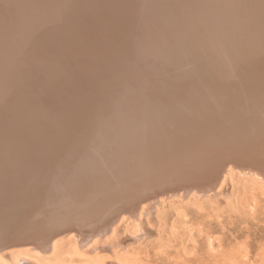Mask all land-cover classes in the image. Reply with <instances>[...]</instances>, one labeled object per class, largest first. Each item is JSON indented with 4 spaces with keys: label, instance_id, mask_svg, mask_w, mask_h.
Here are the masks:
<instances>
[{
    "label": "bare ground",
    "instance_id": "obj_1",
    "mask_svg": "<svg viewBox=\"0 0 264 264\" xmlns=\"http://www.w3.org/2000/svg\"><path fill=\"white\" fill-rule=\"evenodd\" d=\"M12 1H14V0H0V5L4 4V3H10ZM26 1L29 2L27 5H25V6L24 5L23 6L17 5L11 12L2 14L0 11V68H2L4 70L7 69V70H10V72L11 71L13 72L15 69L12 68L11 65H13V63H14V65L17 64V66H18V64L20 63V65L18 66L19 77L17 75L18 73L16 72L17 73L16 78H17V83L21 84V85H19L21 87L18 88L19 87V86L17 87L18 84L17 85L15 84V88L14 87L11 88V86H13L14 84L9 87L4 82L0 83V120H3V118L5 120V117H8V116L9 117L14 116V117H10V118H12V121L8 120V118L6 119L8 122L11 121V123L14 120L18 121L20 119V117L23 118L22 117L23 115L25 117L31 116V115L26 116V114L28 113L27 110L29 109V107H26V106L33 104V102H34L33 101L34 100L33 94L35 91H32L33 94L31 93L30 95H28V94H25L24 90L27 86V85H25V83L27 82L26 79L29 78V76H31V73H32L31 68H33V66H34L33 64H32L33 66L30 65V62L31 61L35 62L36 59L35 60L29 59L28 54L30 52H32V53L37 52V54H39L38 52H40L41 55L45 54L44 48L47 45L44 44V40L42 42V39L44 38V34H45L44 32H46V34L48 35L47 32H51V29H53L52 33H54L53 35H54L55 40L53 38L54 41L52 40L48 44L49 47L51 48V50L49 51L50 54L46 53V55H48V56L45 57V59L49 58L46 60L50 61V60L54 59V57L57 56L56 53H58L57 52L58 48L55 47L56 46L55 41L57 42L58 40H60V41L64 42L65 45L69 41H72V36L74 35L75 27H77L78 25L79 26L81 25V24H79L80 20L78 19V18H80V15H84V17H85V15H88V17H90V15H92V17H93L94 13L98 9L97 6L95 5V1H92V0H65V1L64 0H25V2ZM87 1H90V2H87ZM127 1L128 0H122L121 3L125 4V3H127ZM143 1L146 2V0H143ZM176 1H178V0H175V2ZM199 1L200 2L202 1L203 3H205L204 6H202L203 3L201 2L202 4L201 3L198 4V6L201 5V7L197 6V8H196V7H194L193 1H192V5L190 3H187V2H186V5L182 4L185 2V0L182 3L180 1L177 3L174 2L175 4L174 3L172 4L173 1L170 2L171 4L169 2L167 3L166 0H149V2L147 1L146 4L148 6V9H150V11L154 14L158 13V15L160 12H163V11L166 12L167 9L169 11L170 9H173L174 7H177V6L180 7V6L184 5L183 7L185 8V13L182 12L184 8L181 10L180 15H176V9L175 10L173 9V14H175V15H171L172 10L170 12H168V14L169 13H171V14H169V16H170L168 19L169 22H168V20H166L169 23V25H168L167 31H165V33H168L170 35L172 30L175 31L177 34H178V32L182 31L185 34V36H183L181 33H180L181 35L178 34L177 36H183L184 39H185V37H189V38H187V42H189V43H188L187 47L186 46L184 47V45H183L184 48L182 47L179 50L180 51V55H179L180 58L176 59L175 60L176 62L174 64H171L172 63V57H171L172 54H171L169 56L171 59L168 58V60H170L171 63L169 62V65L168 64L164 65L163 64L164 60H162L163 59L162 56H164V55L161 54L164 52L163 51L164 49L163 50L161 49L162 51L157 50V52H160L159 54H161V55L159 57L162 59L160 60L159 58H156V56L153 55L156 60L157 59H159V60L157 63L155 61V63H154L155 65L151 63V65H152L151 72L149 71V68H148V70L145 69V66L148 65L149 62L146 63V61L143 58H142L143 60H141V61H139L140 60L139 58H138L139 60L136 59L139 62V67H140V65L142 66V69H140V70H142V73H145V78L147 77L149 72L152 73L151 76L149 73V76L151 78L145 83L146 86L144 87V89L146 91H144V89H143V91L146 93L143 96H138V97L136 96V98H135V97H130L129 92L127 93L130 85L132 84V81L130 83L128 82L127 77H125L126 73H123L125 71L122 70V68L124 69V67L128 63V61H127L128 58L126 59L124 57L125 55L123 56V54H122V52H124V47H120V46L117 47L116 46V47H111L112 49H109L110 47L106 46L105 48H103L104 50L100 52L101 54L99 56L100 58L98 57V60L95 58L96 56H92V53H91V56L93 57V58H91V60L93 62L98 61V65H97L98 67L96 69H98L99 72L103 71L104 73H107L106 75L110 74L111 76H114V75L120 76L121 72L120 73H116V72L119 70V68L123 71L121 76L123 75L124 77H122V78H125L127 80V82H124L125 84L119 85V87H117L115 85L116 87H114L115 89H113V91H112L115 94L114 97H116V100H117V107L120 104H122V105L127 104V106H129V108L141 106V107L145 108V113L147 114L146 115L147 118H145L146 123H147V126L144 127V129L146 128L145 131L138 133V135L136 133V135L139 139L135 140L134 142L133 141L129 142V143L127 142V144L123 148L124 153L122 152L123 154L118 159H112L111 160L108 158L109 160H111L109 162L110 165H108V167H107L109 169V171H108L109 173L106 174V172H105L106 169H104L105 166L102 165L104 167L103 168L100 165V163H101L100 162L101 161L100 155L101 154L98 155L100 157H94L93 160L91 159V157H92L91 152L94 150L96 151L99 148L98 145L95 144L96 146H92L88 150H86V149L70 150L68 148V146H69L68 144L70 143L71 140L77 139L81 135L82 136L85 135V133H87V131L82 133L81 132L82 130H81V131H79V134H77L78 133V131H77V133L74 132V134H70L66 137L63 136V134L65 132H67L66 130H69V128L71 127V124L80 125L77 122L81 123V120L84 121V118L85 119L88 118L87 117L88 114H86V113L84 114V112H85L86 108L89 109L90 105H92V104L95 105V103H93V101H92L93 98L88 97L89 99H92L89 102H80V103L78 101L76 102V98L78 95L75 91H73L72 88H70V89H72L74 94L76 93L75 97H74L73 96L74 94L72 95L70 92L68 93V91L70 89L67 90V93L71 94L73 96V99H72L71 95H69V97L71 98V101H70L71 103H68V104H71L72 108L71 107L69 108L71 110H66V109L64 110L62 108L60 109L57 105V108H59V110L54 111L55 113L51 112L47 115V118H46L47 122L45 123V126H43V122H40V124L42 123V125L39 124V126L36 125V127L33 126L30 129L29 127H31L32 125H30L29 123H26L27 121L25 120L28 117L23 118L25 120V123H23L24 121H22V123L17 122L19 125L22 124L21 126H23V128L21 126H19V127H21L26 133L23 136L22 135L18 136V134L20 133L18 131L19 133L16 135V138H17V136L19 138L21 136V138H20V140H18V139L15 140V142L18 140L15 143V145L18 146V145L27 144L31 140H35V142L33 143V145L36 144L35 147L28 145L26 148L32 149L33 153L34 152L37 153L38 148L51 150L52 153H50L48 155L45 153V156H48V157H46L45 159L43 158L41 160H39L38 158H35V157L34 158L32 157L33 159L23 160L21 158L22 157L21 155H18L16 157L15 156L12 157L13 156L12 155L8 159L7 156H9V154L7 155V153L3 149H1L2 151L5 152L7 161L2 156L4 154L1 155V152H0V165L2 164V166L0 167V171H2V172H0V223L2 221H6L5 224L1 223V227H0V264H17L18 263L17 261H20V260L16 261L17 256H23L24 257L23 261L24 262L29 261L28 264L40 263L42 260H38V258H41L44 260V259H47V257H48V259H56L57 263H55V264H62L63 261H61L59 258H61L60 255L63 252H65L61 249L62 244L64 243L65 240L68 241L71 248L76 250L74 253H76L77 251L81 252V251H83L84 248L88 249L89 247H91L93 245L98 246L100 243H104V242L105 243H112L111 240L114 239L115 232L117 229L116 224L119 225L120 223L126 221L125 223H127V225H129V226H138L139 227V221L141 220V218L145 214L144 210L146 209V208L144 209V207H141L142 210H141V212L140 211L138 212L139 214L137 216L136 214H137V211L140 210V207H139L140 204L142 202L148 201L150 199L155 200L158 198V195H160L164 192L166 193V192L172 191L175 189V187H184V185L182 183H179V182H178L179 184H174V182L176 181L175 179L178 178L179 180H181L184 176L187 177L188 176L187 174H189L192 171H193L192 174L196 173V172H194V170L196 171V168L198 167V164H196L197 162L199 163L200 166H202L201 168H203V169H206V166H209V165H210L209 168H212L211 167L212 165L215 166L214 173L217 172L218 175H219V173H221L224 170L226 165L227 166L229 164H235L236 166L239 165V166H241L240 174H243L242 172H245L244 170L254 171L253 174H248V172H247L248 176H250V179L252 177L253 178L252 180L254 182H256V184H259L260 187H264V163H262V162L260 163L261 160L259 162L256 160H253L255 158H253V156L251 155V156H249V159L246 158L247 160H249V162H248L249 166H247V165L245 166L244 164H242V163H244L243 162L244 158L241 157V155L243 154L241 151L243 149V146H244L243 142L245 141V144H246V141H247V144H248L247 138L249 137V135H251L253 138V137H255L254 133H256V134H259L261 132L264 133V97L262 98L263 100H261V97L263 95L260 94V92H262L264 94V79H263V76H264V66H263L264 65V5H262V3L258 4L259 2H256L258 4V6H257V4L253 3L252 0H222V1L211 0V1H208L209 3L204 2V0H199ZM257 1H260V0H257ZM25 2L23 4H25ZM54 2H57L58 8L61 5L63 8V10L61 9L62 10L61 13H63V15H59L58 16L59 19L57 18V20H59L58 24H57L58 21L56 20L57 15H56V17H55V15H52L53 11L55 12ZM91 2H93V3H91ZM188 2H190V1H188ZM262 2L264 3V1H262ZM197 3L198 2H196L195 4L197 5ZM237 6L238 7L242 6L243 8L242 7H240V8H242L243 10L245 9L248 12L247 14H251L253 12L255 13V12H257V10L259 11L260 9L262 11V12H260V14L261 13L262 14L259 18H257L256 22H255V20L252 21L253 18H250V19H252L251 20L252 22H250L251 24L245 25V29H244V27H241L242 26L241 23H243V21H245V20L241 21V23L239 22L241 24V26H239V23L237 26L236 22H233L237 18H238L237 20H239V17L241 16V15H239V13L241 14L243 12L242 9H240L241 12L237 11ZM10 7H12V6H10ZM129 7H130V5L128 6V8ZM179 7H177V9H179ZM57 10H59V9H57ZM118 11H120V10H118ZM213 12H216V14L220 17L223 16L222 20L220 21L218 19V16L215 15ZM58 13H59V11H58ZM178 13H179V11L177 12V14ZM204 13H208V17L210 19H209V21H206V23L209 26L211 25V27H213L212 30H214V32L210 31L209 26L207 25L208 27L206 26L205 29L199 30L200 33L188 35V33L191 32V30H193L192 28L195 27V26L194 27L192 26V24H193L192 22H200L201 18H202V16H200V15H204ZM242 14H244V13H242ZM7 15H16V17L11 16L9 18V17H6ZM37 15H42V16L48 15V16H43V18H42V16L41 17L39 16L38 21L33 24L32 19H33V17H36ZM165 15L163 17H165ZM244 16L245 17L248 16V18H247V20H248L249 16H251V15H245L244 14ZM84 19H86V18H84ZM192 19H193V21H191ZM199 19H200V21H199ZM203 19H205V17ZM11 20L15 21V23H17V24L23 23L26 26H30V28H29L30 32L29 33H31V34H27V31L22 32V31H18V29L11 28L10 25L13 23ZM29 20H31V22ZM76 20H78V21H76ZM90 20L91 19H88V20H85L83 22L88 23V21H90ZM161 20L163 22H166L164 18H162ZM149 21H152V20H149ZM182 21L183 22L185 21V23H183ZM189 21H190L191 25H188L187 22H189ZM153 22L155 23L156 21H153ZM159 22L161 23V21H159ZM159 22H157V23H159ZM163 22L161 24H158L159 27L161 25L162 30H163V26H164ZM202 22L204 23V21H202ZM202 22H200V25ZM232 22L234 24H236V26L234 24H232ZM203 23H202V25L205 24V23L204 24ZM246 23H249V22L246 21ZM200 25H198V26H200ZM153 26H152V28H154L156 25L154 27ZM158 26H157V28H159ZM201 28H202V26H201ZM168 29L171 30V32L169 30L170 33L168 32ZM6 30H7V32H6ZM9 30H10V32H9ZM157 30H156V33L154 32L155 35L151 38L155 39V38L159 37V36H157V35H159V32H157ZM195 30H197L196 32H198V28ZM76 32H77V28H76ZM161 32H160V34H161ZM175 32H173L172 34L174 35ZM243 32L245 33V35L240 37L239 35H242ZM154 33H151V34H154ZM128 35H130V34H128ZM162 35H160V36H162ZM164 35H163V37H164ZM173 35L171 36L172 38L168 36L170 38V40L173 39ZM175 36H176V34H175ZM32 37L34 39L31 40V43L33 42L34 45L31 48H29L31 45L28 47V45H26V42L30 41V39H32ZM75 37L77 38V36H75ZM109 37L116 38L114 35H106V31L102 30L101 33L98 34L97 39L101 40L102 42H105L108 40ZM17 38L24 41V43L26 45V46L23 45L24 51L21 54H16V52H14L17 49L16 47H14L15 43L17 42V44H20V42H22V41L18 40ZM15 39H17L18 41L14 42ZM147 39H146V41H147ZM154 39H152L154 42L152 40H150V42L152 41L154 43V46L157 47ZM184 39H182V40H184ZM138 40H137V42H138ZM179 40H178V42H179ZM76 41L77 40H75V42ZM162 41H163V39H162ZM98 42H100V41H98ZM143 42H144V40H143ZM145 42L143 44H146ZM174 42H177L176 39ZM219 42L221 45L220 47L218 45ZM70 43H73V42H70ZM151 43H149V44H151ZM166 43L168 44L169 41L168 42L164 41V44H166ZM171 43H173V41ZM57 44H59V43H57ZM80 44H81V42H80ZM178 44H180V43H178ZM21 45H22V43H21ZM21 45H19V46H21ZM168 45H171V44L169 43ZM19 46H17V47L19 48ZM23 46H22V48H23ZM79 46L80 45H78V44L76 46L71 44V46L69 47L70 49H68L67 51L63 49L65 51V56L66 57L69 56V57L73 58L75 55L81 56L82 54H84V52L81 49V46L80 47ZM146 46H148V45H146ZM158 46H162V48H163L164 45L160 44ZM171 46H173V45H171ZM216 46L219 47L218 50L215 49V48H217ZM142 47H144V46H142ZM151 47H150V53H149L150 55L148 53H146L148 50L145 49V47H144V50H147V51L144 52L143 54L145 55V53H146V55L148 54L150 57V56H152L151 55L152 50L155 51L154 52V54H155L156 49L154 48L155 49L154 50ZM167 47H170V46H167ZM175 47H177V46H175ZM175 47H173V48H175ZM178 47H180V46H178ZM14 48H16V49L14 50ZM25 48H26V50H29L28 53L25 51ZM17 50L20 51L19 49H17ZM63 50H60V51H63ZM114 50L115 51L117 50L116 52L119 54V55L115 54L116 55L115 58H117V59L119 58V59L113 60L114 56H111L112 61H110V62L107 61L106 56L111 55L112 52H114ZM142 50H143V48L141 49V51ZM175 50H177V49H175ZM215 50H217V51L215 52ZM60 51H59V53H61ZM86 52H87V50H86ZM116 52H114V53H116ZM140 52H138V53H140ZM94 54H95V52H94ZM15 55H16V57H15ZM166 55H167V53H166ZM29 56H30V54H29ZM117 56H119V57H117ZM62 57H63V54H62ZM62 57H61V60H62ZM149 57L147 56L146 58H149ZM74 58H76V57H74ZM74 58H73V60H74V63L76 64L77 60L75 61ZM213 58L214 59L217 58L218 61H216V63L217 62L218 63L217 64L214 63V65H210V62L212 63L211 60ZM77 59H78V57H77ZM80 59H82V58H79L78 60H80ZM132 59L135 60V57L134 58L132 57ZM37 60L39 61L38 63L40 65L43 63L41 58H40L41 61L39 59H37ZM63 60H66V59H63ZM73 60L71 59V61H73ZM151 60H153V59H151ZM48 61H47V63L49 64V66L52 65ZM52 62H55V61L53 60ZM60 62L64 63L62 61H60ZM82 62L81 63L78 62V63L81 65ZM96 62H95V64H96ZM130 62H131V60H130ZM56 63H57V61H56ZM67 63H68V60H67ZM67 63H66V65H68ZM72 63L73 62H71V66H72ZM86 63H87V60H86ZM86 63H84V64H86ZM132 63H134V62H132ZM132 63L130 66H132ZM34 64H37V63L35 62ZM46 64H45V66H46ZM77 64H76V66H77ZM117 64H119L118 68H117ZM135 64H137V63H135ZM38 65H35V66L37 67ZM63 65L64 64H62L61 68H64ZM4 66H5V68H4ZM49 66H46L45 67L46 69L43 68L44 72H43V75L41 77L43 79L40 80V81H42V83L46 82L45 77H47V75H49L50 72L52 71V70L49 71L48 68L52 67V66H50V67ZM81 66L85 67V65H83V64ZM162 66L163 67L166 66L165 68H167V66L170 67V68H168V69H170L169 71H171L172 69L175 70L176 68L178 69V67H180V66H182V68L178 72H176V70L175 71L172 70L171 71L172 74L167 76L165 79H162V77L160 76L161 74L158 72ZM41 67H44V66H41ZM69 67L66 66V68H68V69H69ZM254 67H257V70H258V67H261L262 69L260 71L259 70L257 71V70H255ZM53 68L55 69L56 65H54ZM61 68H59V69L61 70ZM71 68H72L71 71H73V73H74V70H75V69H73L74 67H71ZM81 68L83 69V67H81ZM85 68L87 69L90 67L86 66ZM11 69H14V70H11ZM39 69L41 70L42 68L39 67ZM39 69H36V70L39 71ZM57 69H58V67H57ZM134 69H137V68H134ZM58 70H57V72H59ZM129 70L130 69H128V71ZM131 70H133V69L131 68ZM162 70L164 72V68ZM243 70H245V71H243ZM0 71L2 72V70H0ZM79 71L76 70V73ZM81 71L79 72L80 75L83 72V71L82 72ZM8 72H7V74H2V75L0 74V82H1V80L5 81L6 78L4 80H3V78H1L2 76L4 77V75H8L10 77L12 76L11 79L15 77L14 75H12L14 72L12 74L11 73L8 74ZM146 72H147V74H146ZM157 72L159 74L158 77H156ZM163 72H162V75H163ZM238 72H241L244 74H242L241 76H239V75L237 76ZM54 73H55V71H54ZM66 73H67V71H66ZM131 73H132V71H131ZM153 73H155V75H156L155 77H153ZM33 74H37V72L36 73L34 72ZM56 74L57 73H55V75ZM129 74L130 73L128 72L127 75H129ZM132 74H134V73H132ZM37 75L40 76L41 74L40 75L37 74ZM61 75H63V74H61ZM139 75H140V73H139ZM253 75H256V76L258 75L259 76L258 78H260V79L262 78L261 83L252 82L251 77ZM34 76L32 75L31 77H34ZM38 76H35V78H37ZM68 76H70V75L68 74ZM77 76H79V75L74 74V76H72V79H75L74 80L75 82H76L75 77H77ZM141 76H143V75H141ZM141 76H139V77H141ZM231 76H236V83L234 82L232 85L230 82ZM61 77H63V76H61ZM65 77H67V76H65ZM65 77H64V79H65ZM133 77L136 79H139V78L135 77V75ZM55 78H57V75ZM55 78L54 79L52 78L54 80L53 82H56ZM82 78H84V82H82V84H83V83H85L86 78L82 76L81 78L79 77V80H81ZM132 78L130 80H132ZM141 78H140V80H142ZM145 78H144V81L146 79H148V77L146 79ZM31 79L33 80V78H31ZM38 79H40V78H37V81H38ZM67 79H68V77L66 78V80ZM106 79H108V77H106ZM120 79H121V77H120ZM7 80H9V77ZM79 80H78V83L80 82ZM140 80H138V82ZM12 81L16 82V79H14ZM31 81L29 80V82H31ZM92 81H95V80L92 79ZM99 81H101V80H99ZM99 81L97 80V84L100 83ZM133 81H135V80H133ZM173 81H177L179 83H182L183 85H180V86L177 85L174 89H171V92H170L169 91L170 89L168 90V88H166V87L170 83H173ZM195 81L199 82V84ZM14 82H12V83H14ZM140 82H143V81H140ZM42 83H39L38 85L41 86ZM48 83H49V79H48ZM62 83H64V82H62ZM78 83H77V86H78ZM105 83H107V82H105ZM134 83L135 82H133V84ZM200 83H202V85H200ZM51 84H54V83H52V81H51ZM66 84H64V85H66ZM70 84H71V87H73L72 86L73 82ZM82 84H81V82L79 83L78 89H80V85H82ZM90 84H91V86H95L92 83L87 84V86ZM38 85L36 83L35 86H38ZM44 85L45 84L43 83L42 86H44ZM74 85L76 86V84H74ZM83 85L85 86L86 83ZM40 86H38L39 89H40ZM42 86H41V88H42ZM174 86H172V87H174ZM199 86H201V88L204 89L203 92ZM55 87L56 86L53 87L54 92H55ZM60 87L62 88V86H60ZM110 87H109V89H110ZM157 87H160L159 92H157L158 90L156 91V89H158ZM169 87L171 88V86H169ZM198 87L202 92V93H199V96H198L200 99L196 96L195 98H197V99H194L195 101H192V103H191V100H193L192 98H194V97L191 98V95L194 96V94H195L194 92L197 90ZM50 88H51V86H50ZM92 88H94V87H90V86L87 87V93L89 92V90H90V93H92L93 92ZM147 88H150V89H147ZM33 89H36V87ZM39 89L37 88L36 90H39ZM44 89H45V87H44ZM78 89L76 91H79V93H81L80 96L82 97V91L84 88L80 89L81 92ZM94 89L97 90V88H94ZM41 90L42 89H40V91H37L36 93H38V94H39V92L43 93L42 92L43 90L42 91ZM46 91H47L46 93H49L50 91H51V93L53 92L52 89L51 90L48 89ZM84 91H86V89H84ZM154 91H156L157 93L156 92L154 93ZM167 91H169V93H172L171 95H173V97L171 95H169V93H168V96H171L172 98L169 100H165L166 101L165 104H167V106L168 105L169 106L165 109V111H163L161 108L162 105H160V104L164 103L163 99H164V96H167ZM105 92L106 91H104V93ZM133 92L135 94V91H133ZM138 92H141V91H138ZM58 93L59 92L57 91V88H56V94H58ZM45 94H43V96H42L44 100H42L41 99L42 97H41L40 98L41 103H38V104H42V101L46 102L45 98L47 96L51 97L49 99H52L53 96L55 95L54 94L52 96V94L51 95L47 94L45 97L44 96ZM84 94L86 95V93H84ZM58 95L56 96V98H58L59 100H60L61 96L62 97L64 96V98H66L65 95H62V93L59 96L60 98L58 97ZM140 95H141V93H140ZM207 96H209V97H207ZM81 97L78 96V98H80V100L82 99ZM70 98H69V100H70ZM78 98H77V100H79ZM168 98H170V97H168ZM207 98L211 99L212 102L213 101L217 102V105L219 104L218 108L215 107V108L219 109V111H217L219 113H216V114H220L221 112H223L222 106L228 107L229 111L228 112L226 111L225 113H228L229 119H233V121L235 120V118L239 119L240 118L239 116L242 117L243 113L244 112L246 113V111H245V109H247L246 106L255 105L254 103H257L259 101L258 99H260V101H261L260 108H262L263 110H261V109L259 110V112H261L260 115L258 114L260 117H258V115H256L257 113L255 114V113H252L253 111H250V113H252L253 115L255 114L257 116V118L255 117L253 119H255V120L257 119L258 122L257 121H256L257 123L252 122L251 127L249 128L250 125L248 126L249 130L247 129L249 131L248 132L249 134L248 133L246 134L247 130H245L242 127L240 128L239 126L236 127L237 126L236 124H239L241 118L239 120H235V122L236 121L237 122L239 121V122L235 123L236 126H234V125H232L234 122L232 120H229L227 117H225L226 114L224 113L225 114L224 117L227 119H225L224 117H223V119H221L222 118L221 117L220 120H222V121H220L219 118H217L219 121L216 122L217 119H215V116H214L216 114L214 113L213 115H211L210 114L211 112L208 109V107L206 105H203V104H205V101H208ZM58 99H53V101L54 100L57 101ZM83 99L87 100V98H85V97ZM95 99H94V102H96L99 98L97 97V100H95ZM30 100H31V103L29 102ZM106 100L109 101V99H106ZM112 100L113 99H111L110 101H112ZM63 101H65V99L64 100L61 99V102H63ZM255 101H257V102H255ZM59 102H58V104L61 103V102L60 103ZM67 102H65V104H67ZM63 103H61V104H63ZM52 104H54V102ZM165 104H164V107H166ZM42 105H44V104H42ZM47 105L48 104L46 103V106ZM49 106H51V105H49ZM53 106H55V105H53ZM68 106H70V105H68ZM34 107L32 105V109H35ZM92 107L95 108V106H93V105H92ZM211 107L212 106H210V108ZM22 108H24L25 111H24V109L22 110ZM49 108H51V107H48L46 109H49ZM63 108H64V106H63ZM99 108H100V106H99ZM168 108H171V109H168ZM211 109H213V108H211ZM256 109H257V107H256ZM38 110H41V109H38ZM55 110H56V108H55ZM119 110H120V108H118V111ZM225 110H227V109H225ZM10 111L12 112V114H10ZM20 111H22V116L20 115L21 114ZM79 111H80V113H79ZM118 111H116V112H118ZM213 111H214V109H213ZM215 111H216V109H215ZM257 111H258V109H257ZM23 112L24 113L26 112V113L24 114ZM31 112H32V110H31ZM100 112H101V110L99 112H96V114H95V116H96L95 121L96 122H94V124H93V131L99 132L100 129L108 127V125L110 124L108 122V120H105V121L101 120L103 117L100 114ZM248 112H249V110H248ZM32 113H35V112H32ZM114 114H115V112H114ZM81 115L82 116L86 115V116L82 118ZM208 115H211V116H209L208 120H207V118H206V120H201V119L199 120L198 119L200 116H204V117L207 116L208 117ZM245 115H243V116L246 117ZM34 116L35 115H32V117L35 119L36 116L35 117ZM41 116H42V114H41ZM111 116H113V114ZM152 116H154V118L160 117L159 120H160L161 125H158L156 123L157 120L155 121V119ZM45 117H46V115L44 116V118ZM91 117H92V115H91ZM126 118H128V119L130 118L131 120L135 118L133 122L135 123V121H136L135 114H129V115H127ZM126 118L123 120L118 119L119 121L115 119L117 123L119 122L118 125H119L120 129L122 130L121 131L122 134H124V135H126V133L129 134V132L133 133L131 131L133 129H135L132 125L134 123L131 120L128 121V119H126ZM137 118H140V117H138V115H137ZM186 118L189 120L186 121ZM109 119H111V118H109ZM112 119H113V117H112ZM6 120H5V122H6ZM29 120H30V118H29ZM115 120H114V122H115ZM245 120H243L240 123L242 124ZM99 121H100V123H99ZM183 121H185V122H183ZM0 122H3V121H0ZM129 122H130L131 126H129ZM11 123H8L10 126L8 129H6L8 127V124L4 125V123L3 124L0 123V143L3 141V139L5 140L6 137L9 138L12 135H14L15 133L13 132V130L17 131L16 128H18V127H14L15 129H13V130L10 129L11 125L13 124V123L12 124ZM15 123L16 122L14 121L13 126L16 125ZM84 124H85V121H84ZM182 124H184V125L186 124L187 127H185L184 125L181 127ZM5 126H6V128H5ZM158 126H161V127L157 131L156 129L159 128ZM241 126H244V123ZM112 127H113V125H112ZM235 127L239 128V131H237L238 129L235 131V129H236ZM245 127L247 128V124L245 125ZM230 128L234 129L231 132H236V134H232V135L230 134L229 135L228 132H230V130H229ZM27 130H32V131L29 132ZM251 130H253V132ZM250 131L252 132V134H254V136L252 134H250ZM22 132L23 131L21 130V134H22ZM27 132H28V134H27ZM101 133H104V132L102 131ZM124 135H123V138H125ZM262 135H264V134H262ZM4 136H6V137H4ZM103 136H104V134H103ZM228 136H230L228 139L237 138V136H239V139L241 138V140H242V144H243V145L241 144L242 148L239 146V144H234V141L236 142V140H234V139H233V141H231V139H230L231 142L225 144L224 140ZM259 136H261V135H259ZM259 136L257 137V139L259 138ZM40 137L43 140L37 141V140H39ZM140 137H143L144 141L147 140V143L143 142L144 145L141 147H143V148L148 147L147 152H148V154L153 152V153H151L153 159H150L151 157H149V160H151L149 162L148 158H146L148 160L147 162H144L141 165L139 163L137 165V164H135L136 162L132 163V161H131V159L133 157V156L131 157V155L134 154V152H133L134 150L132 151L131 148H133L136 145V142L140 140ZM148 137H149V141L147 139ZM80 138H82V137H80ZM80 138H78V139H80ZM134 138H136V137H134ZM261 138H263V137H261ZM14 139L15 138H13L12 142H10V143L13 144ZM7 140H9V139H7ZM7 140H5L6 142H4V143H7L8 142ZM255 141H256V137H255ZM121 142H125V141L122 140ZM4 143H1L0 145L3 147ZM252 143H254V141H252ZM258 147L259 146H257V148ZM133 149H135V148H133ZM254 150H256V149H254ZM65 151L68 153H66ZM115 152H113V155ZM157 152L160 154L161 157L158 156V158H157V156H155V157L153 156V155H156ZM103 153H105V151ZM189 153L192 156L190 155L189 159H187ZM255 154H256V152H255ZM54 155H58L59 158L55 157ZM193 155H196L198 158L193 157ZM37 156H38V153H37ZM53 156H54L53 160L46 162V160H49L50 157H53ZM116 156H118V154ZM55 158H57V159H55ZM194 158L199 159V161L197 160V162H194L193 161ZM44 160L46 163H44ZM135 160H138V158L137 159L135 158ZM208 160H211L212 163L210 164L211 161L209 162ZM174 161L176 163V164L174 163L175 166H173ZM184 161H185V163H184ZM191 161H192V163L194 162V164H196L197 167H195V165L192 166ZM262 161H264V158L262 159ZM49 162L54 163V164H51L52 166H50V165H48ZM98 162H99V164H98ZM102 162H103V160H102ZM142 162H143V160H142ZM3 163L5 165H3ZM162 166H164L165 170L164 171L161 170L162 171L161 172L160 169ZM165 166H168V167H165ZM233 167H234V165H233ZM164 168L162 167V169H164ZM166 168H167V170H166ZM237 168H239V167H237ZM62 169H65L68 172L67 175L73 171H74V173H72L71 175H68L69 177H67V175L63 176L64 179L62 181L58 178L61 181V182L59 181L60 183H58L56 180L57 179L56 177H58L59 170H62ZM69 169H71V170H69ZM158 169L160 172L157 171ZM21 171L28 172L27 175L29 176V180H23V177L21 175ZM66 171H65V173H66ZM197 171H200V168ZM151 172H152V175H150V177L147 178L146 175H149V173H151ZM112 173H114V174H112ZM198 173H199V175H202L201 172H197V174ZM205 173H206V170H205ZM240 174H238V175H240ZM116 175H117V177L122 176L121 180L123 181V183L124 182L127 183V181H130L131 178L135 179L136 181L133 184L127 183L128 185H124L125 187L122 188L121 190L119 189L120 191L116 190V189H112V185H113V182H112V184L108 186V188L111 190L110 192H106L103 194L98 193L101 191V190H99L101 188L99 186L102 183H104L105 181H107L108 177H110V176L116 177ZM158 176L160 177L159 179L155 178ZM195 176L197 177L198 175H195ZM2 177H3V179H1ZM63 177H60V178H63ZM167 177L168 178L171 177L170 180L173 178V180H175V181L174 182L172 180L169 181ZM166 178L168 181L164 180ZM198 178H199V176H198ZM188 180L190 182L189 178H188ZM198 180H197V184H199ZM199 182H201V181H199ZM203 184H204V182H203ZM209 184H211V183H209ZM209 184H207V185H209ZM125 188H126V190H125ZM197 188H199L198 192H200V193L199 194L197 192H195V193H197L199 196L211 197L212 195L213 196L216 195L215 193H210V192L205 193V192H208L209 190H211L210 185L203 187V188L198 186ZM186 190H185V194H186ZM259 190H261V189H259ZM219 191H220V188L217 190V193H219ZM263 192H264V190H263ZM5 194H6V196L9 195L10 198L4 203L3 200L5 199ZM137 195H138V197L136 199H133ZM209 199H211V198H209ZM2 201L4 204L2 203ZM161 201H164V199L162 198L159 201L160 203H164ZM155 203H156V201H155ZM136 207H138V208L136 209ZM110 209L112 210V213H110L112 215L110 220H108L107 218L103 219V216H102L103 213L102 212L105 213L106 211H108ZM143 212H144V214H143ZM121 213H126L127 215L129 214V216H132V217L120 218ZM88 221L89 222L90 221L98 222V225L95 224L96 226H94L92 224L93 226L91 228L89 227L87 229L84 224L86 222L89 223ZM42 227H44L45 230H42L43 229ZM91 231L94 232V233H92L94 236L93 235H91V236L95 237L97 235H101L102 239L96 237V238H94L92 240L90 239V241H88L89 240L88 236L91 234ZM65 232H70L69 234L74 232V234L77 235V237H75L73 235L72 236L71 235L70 236L69 235L64 236L66 234ZM85 233H87L88 236H86ZM59 236H61V237H59ZM66 237H68V238H66ZM78 237L80 238L79 240H74L75 238L78 239ZM25 244L27 246H34V247L36 246L38 250H40V249L42 250V253H40V252L39 253H32V254H34V257L30 261L31 258L29 256H31V255H28L29 250H27V249L21 250L23 248H20V247H23V245H25ZM100 245H104V244H100ZM15 247H19V248L14 249V250H10L8 252H3V251H7L9 249L15 248ZM109 247H110V245H109ZM113 247H114V245H113ZM91 249H92V247H91ZM1 252H3V253H1ZM41 254H44V255H41ZM6 255H9L11 257V259L7 260ZM14 255H16V256H14ZM35 256H36V258H35ZM15 261H16V263H15Z\"/></svg>",
    "mask_w": 264,
    "mask_h": 264
},
{
    "label": "rangeland",
    "instance_id": "obj_2",
    "mask_svg": "<svg viewBox=\"0 0 264 264\" xmlns=\"http://www.w3.org/2000/svg\"><path fill=\"white\" fill-rule=\"evenodd\" d=\"M65 1V0H64ZM92 1H95V5L97 6V10H96V12L94 13V15H93V17H92V15H90V17H88V15H85V17H84V15H80V18H78L80 21H79V24H81L79 27L77 26V27H75V29H74V35L72 36V41H69L66 45L64 44V42H62V41H60V40H58L57 42L55 41V47H57L58 48V53H56V57H54V59H52V60H50L51 62L54 60L55 62H50V61H48V60H46V59H49V58H46L45 59V57H47L48 55H46V53L47 54H50V50H51V48L49 47V42L50 41H52L53 40V38H54V33H52L53 32V29H51V32H47L48 33V35L46 34V32H44L45 34H44V38L42 39V42H43V40H44V44H46L47 46L44 48L45 49V54H43V55H41V53L40 52H38L39 54H37V52H35V53H32V52H30L29 54H30V56H29V54H28V57H29V59H31V60H37V59H39L40 60V58H41V60L43 61V65L41 64H39L38 62V60L36 61L35 60V62L37 63V64H34L35 62L34 61H31L30 62V65H38L40 68H42L41 70L39 69V67L37 66H33V68H31V71H32V73H31V76L33 75H35V76H38L37 74H41L40 76H38L37 78H40V79H38V81H37V78H35V76L34 77H31V76H29V78H27L26 80H27V84L25 83V85H27L26 86V88H25V94H28V95H30L31 93L33 94V92L32 91H35L34 92V102H33V107L35 108V109H32V105H29V106H26V107H29V109L27 110V112L29 113H27L26 114V116L27 115H31V116H27V117H25L24 115L22 116V111H20V115L23 117V118H27V119H25L27 122L26 123H29L30 125H32L31 127H29L30 129L34 126V127H36V125L37 126H39V124H40V122H43V126H45V123L47 122L46 121V118H47V115L49 114V113H51V112H53V113H55L54 111H57V110H59V108L61 109H66V110H71V109H69L70 107L72 108V106H71V104H68V103H71L70 101H71V98L73 99V96L75 97V94L77 93V95L79 96V97H81L80 96V94L81 93H79V91H76L78 88H79V83L81 82V84H82V82H84V78H82L81 80H79V77L81 78L82 76L83 77H85L86 78V81H85V83H86V85L84 86L83 84H85V83H83L82 85H80V89L81 88H84V89H86V91H84V89H83V91H82V99L80 100V98H78V96H77V98L79 99V100H77V98H76V102L78 101L79 103L80 102H89V101H91L92 99H89L90 97L91 98H93V103H95V105L94 104H92L93 106H95V108L94 107H92V105H90L89 106V109L88 108H86L85 109V112H84V114L86 113V114H88L87 115V119H85L84 118V121H85V124H84V121H82L81 120V123L80 122H77L78 124H80V125H75V124H71V127L69 128V130H66L67 132H65L64 134H63V136H68V135H70V134H74V132H76L77 133V131H78V133L77 134H79V131H81L82 133H84V132H86L87 131V133H85V135H81V136H79L78 138H80V137H82V138H80V139H73V140H71L70 141V143L68 144L69 146H68V148L70 149V150H74V149H86V150H88L89 148H91L92 146H96V145H98L99 146V148L95 151H92L91 152V155H92V157H91V159L93 160V158L94 157H100L101 158V163H100V165L102 166H105V168L104 169H106L105 170V172H106V174L107 173H109L108 171H109V169L107 168L108 167V165H110V161L112 160V159H118L124 152V150H123V148L125 147V145L127 144V142L129 143V142H134L135 140H137V139H139L138 137H137V135H138V133H140V132H143V131H145V129H144V127L145 126H147V123H146V120H145V118H147L146 117V113H145V108L144 107H141V106H137V107H130L129 108V106H127V104H125V105H122V104H120L118 107H117V100H116V97H114L115 96V94L112 92L113 91V89H115L114 87H119V85H122V84H125L124 82H127V80L125 79V78H122V77H124L123 75L121 76V74H122V72L123 71H125V72H123V73H126V75H125V77H127V79H128V82L130 83L131 81H132V84H133V82H135L133 85L131 84L130 85V87H129V89H128V91H127V93L129 92V96L130 97H135L136 98V96L138 97V96H143V95H145V93L146 92H144V91H146L145 89H144V87L146 86L145 85V83L151 78L150 76H151V74L152 73H150L151 72V68H152V65H151V63L152 64H154L155 63V61H156V63L158 62V60L160 59H162V60H164V62H163V64L164 65H169V62L171 63V61L170 60H168V58H170L169 56L171 55V57H172V63L171 64H174L176 61V59H179L180 58V49L183 47V45H184V47L186 46H188V43L189 42H187V38H189V37H185V39H184V37L183 36H185V34L181 31V32H178V34L179 35H183V36H177L178 34L175 32V31H173L172 30V32H171V30L170 29H168V32H169V30H170V32H171V34L173 33V32H175L174 33V35H173V39H171L170 40V38L169 37H171L172 35L170 34H168V33H165V31H167V27H168V25H169V14H171V15H175V14H173V9L175 10L176 9V15H180V12H181V10L184 8L183 6H177V7H179V9H177V7H174L173 9H170L169 11H168V9L166 10V12L165 11H163V12H160L159 13V15H158V13H152L151 11H150V9H148V6H147V1L149 2V0H146V2L145 1H143V0H128L127 1V3H121V1L122 0H92ZM167 1V3L169 2H171V1H173L172 2V4L175 2V0H166ZM184 2V0H178V1H176L175 3H177V2ZM188 1H190V2H188ZM192 1H193V3H194V7H196L197 8V6H198V4H200L201 2L199 1V0H185V2L184 3H182V4H185L186 5V2L187 3H190L191 5H192ZM208 1H211V0H204V2H206V3H209ZM220 1H222V0H220ZM262 1H264V0H260V1H257V0H252V2L253 3H256V2H259L258 4H261L262 3V5H264V3L262 2ZM13 2V3H12ZM12 2H10V3H4V4H1L0 5V11H1V13L2 14H4V13H8V12H11L17 5H27L29 2L28 1H26L25 2V0H14V1H12ZM25 2V4H23ZM87 2H90V1H87ZM196 2H198L197 3V5L195 4ZM214 2V1H213ZM91 3H93V2H91ZM174 3V4H175ZM203 3V2H202ZM201 3V4H202ZM171 4V3H170ZM204 4L205 3H203L202 4V6H204ZM257 4V3H256ZM258 4H257V6H258ZM54 10H55V12L53 11V13H52V15H55V17H56V15H57V17H56V20H57V18H58V16L59 15H63V13H61L62 12V10H63V8H62V5L61 6H59V8H58V4H57V2H54ZM126 5V6H125ZM130 5V7L128 8V6ZM196 5V6H195ZM261 5V6H262ZM10 6H12V7H10ZM206 6V5H205ZM198 7H201V5L200 6H198ZM240 7H242V6H237V11H239V12H241L240 11V9H242V8H240ZM128 8V9H127ZM239 8V9H238ZM262 8V7H261ZM57 9H59V10H57ZM62 9V10H61ZM117 9V10H116ZM118 10H120V11H118ZM129 10V11H128ZM150 12H149V11ZM172 10V12L171 13H169L168 14V12H170ZM236 10V9H235ZM58 11H59V13H58ZM118 11V12H117ZM155 11V10H154ZM179 11V13L177 14V12ZM242 13H244L245 15H251V16H249V19L247 20V18H248V16L247 17H245L244 16V14H240L239 13V15H241L240 17H239V20H234L233 22H236V24H237V26H238V23L240 22L241 23V21H243V20H245V21H243V23H241L242 24V26H241V24L239 23V26H241V27H244V29H245V25H249V24H251L250 22H252V21H254L255 20V22H256V20H257V18H259L260 16H261V14H260V12H262L261 11V9L258 11L257 10V12H253V13H251V14H247L248 12L244 9H242ZM39 12V11H38ZM175 12V11H174ZM183 13H185V8L183 9V11H182ZM162 13V14H161ZM215 15H217L216 14V12H213ZM133 14V15H132ZM154 14V15H153ZM157 14V15H156ZM165 15V17H163L164 15ZM220 14V13H219ZM163 15V16H162ZM207 15V16H206ZM221 15V14H220ZM238 15V14H237ZM243 15V16H242ZM256 15V16H255ZM11 16H14V17H16V15H7L6 17H11ZM41 17L42 15H37L36 17H33V24L34 23H36L37 21H38V17ZM43 16H48V15H43ZM43 16H42V18H43ZM98 16V17H97ZM200 16H202V18H201V21H200V19H199V21L200 22H202V21H204V23L206 24H204L203 22V24L204 25H202V23H201V25H200V22H192L193 24H192V26L195 28V29H197L198 28V32H196L197 30H195L194 28H192L193 30H191V32H189L188 33V35L190 34H198V33H200L199 32V30L201 29H205V27L208 25L207 23H206V21H209V17H208V13H204V15H200ZM218 16V15H217ZM205 17V19H203ZM222 17L223 16H218V19L221 21L222 20ZM242 17V18H241ZM244 17V18H243ZM84 18H86V19H84ZM155 18V19H154ZM162 18H164L165 19V21L166 20H168V22L166 21V22H163L161 19ZM250 18H253V20L252 19H250ZM59 19V18H58ZM88 19H91L90 21H88V23L87 22H83V21H85V20H88ZM172 19V18H171ZM241 19V20H240ZM146 20V21H145ZM148 20V21H147ZM149 20H152V21H149ZM252 20V21H251ZM13 23L10 25L11 26V28H14V29H18V31H22V32H24V31H27V34H31V33H29L30 31H29V28H30V26H26V25H24L23 23L22 24H17V23H15V21H13V20H11ZM30 22H31V20H29ZM58 21V22H57ZM56 22H57V24L59 23V20H57ZM76 21H78V20H76ZM153 21H156L155 23L153 22ZM159 21H161V23L163 22L164 23V26H163V30H162V27H161V25H160V27L158 26V24H161ZM171 21V20H170ZM191 21H193V19L191 20ZM238 21V22H237ZM246 21L247 22H249V23H246ZM157 22H159V23H157ZM183 22V21H182ZM232 22V24H234ZM83 23V24H82ZM122 23V24H121ZM166 23V24H165ZM183 23H185V21L183 22ZM188 23V25H191V23H190V21L189 22H187ZM196 23V24H195ZM199 23V24H198ZM32 24V25H33ZM53 24V23H52ZM121 24V25H120ZM155 26H153V25ZM236 24H234L235 26H236ZM244 24V25H243ZM54 25V24H53ZM163 25V24H162ZM198 25H200V26H198ZM94 26V27H93ZM152 26L154 27V28H152ZM157 26L159 27V28H157ZM201 26H202V28H201ZM209 26V25H208ZM207 26V27H208ZM55 27V26H54ZM53 28V27H52ZM76 28H77V32H76ZM90 30H89V29ZM80 29V30H79ZM93 29V30H92ZM107 29V30H106ZM120 29V30H119ZM123 29V30H122ZM158 29V30H157ZM160 29V30H159ZM209 29H210V31H212V32H214V30H212L213 29V27H211V25L209 26ZM102 30H104V31H106V35H114L116 38H114V37H109L108 38V40L107 41H105V42H102L101 40H98L97 39V36H98V34L99 33H101V31ZM156 30H157V32H159V35H157V36H159V37H157V38H151V37H153L154 35H155V33H156ZM50 31V30H49ZM85 31V32H84ZM163 33H162V32ZM187 31V30H186ZM6 32H7V30H6ZM9 32H10V30H9ZM96 32V33H95ZM155 32V33H154ZM160 32H161V34H160ZM169 32V33H170ZM93 33V34H92ZM151 33H154V34H151ZM181 33V34H180ZM87 34V35H86ZM124 34V35H123ZM127 34V35H126ZM128 34H130V35H128ZM164 35V37H163V35ZM168 34V35H167ZM175 34H176V36H175ZM241 34V33H240ZM85 35V36H84ZM93 35V36H92ZM160 35H162V36H160ZM187 35V36H188ZM245 35V33L243 32L242 33V35H239L240 37L241 36H244ZM75 36H77V38L75 37ZM87 36V37H86ZM132 36V37H131ZM169 36V37H168ZM52 37V38H51ZM81 37V38H80ZM176 37V38H175ZM183 37V38H182ZM84 38V39H83ZM90 38V39H89ZM148 38V39H147ZM151 38V39H150ZM172 38V37H171ZM184 39V40H182V39ZM18 39V38H17ZM15 39V41L14 42H16V41H18V40H20V39ZM34 38L32 37V39H30V41H28V42H26V45H28V47L29 48H31L33 45H34V43L32 42L31 43V40H33ZM88 39V40H87ZM139 39V40H138ZM146 39H147V41H146ZM152 39H154L155 40V44H156V46L157 47H155L154 46V41L152 40ZM159 39V40H158ZM162 39H163V41H162ZM175 39H176V41L178 42V40H179V42L178 43H180V44H178L177 42H174L175 41ZM54 40H55V38H54ZM53 40V41H54ZM75 40H77L76 42H75ZM80 40V41H79ZM93 40V41H92ZM100 41V42H98V41ZM137 40H138V42H137ZM142 40V41H141ZM143 40H144V42L146 43V44H143L144 42H143ZM150 40H152L151 42H150ZM222 40V39H221ZM20 41H22V40H20ZM19 41V42H20ZM149 41V42H148ZM164 41L166 42H168L169 41V43L171 44V45H173V46H171V45H168L167 43V45L166 44H164ZM173 41V43L175 44H173V43H171ZM70 42H73V43H70ZM80 42H81V44H80ZM107 42V43H106ZM124 42V43H123ZM132 42V43H131ZM185 42V43H184ZM21 43H22V45H21ZM57 43H59V44H57ZM62 45H61V44ZM149 43H151V44H149ZM71 44L72 45H82L81 46V49H82V51L84 52V54H82L81 56H74V57H76V58H74L75 59V61L78 63V62H82V64L83 65H85V67L87 66V67H90V68H85L84 66H81L79 63L77 64V66H76V64L74 63V60H73V58H71V57H69V56H65V51L64 50H68V49H70L69 47L71 46ZM95 44V45H94ZM141 44V45H140ZM164 45L163 46V48H162V46H158V45ZM177 44V45H176ZM222 44V43H221ZM19 45H21V46H19ZM26 46L25 45V43H24V41H22V42H20V44H17V42L15 43V46L14 47H16L17 49H19L20 51H18L16 48H14V52H16V54H21L23 51H24V46ZM69 45V46H68ZM104 45V46H103ZM146 45H148V46H146ZM150 45V46H149ZM218 45H219V47L221 46L220 45V42L218 43ZM17 46H19V48L17 47ZM22 46H23V48H22ZM79 46V47H80ZM94 46V47H93ZM110 47L109 49H112L111 47H124V52H122V54H123V56L127 59V61H128V63H127V65L124 67V69L122 68V70L119 68V72L117 71L116 73H120V76H116V75H114V76H111L110 74H108V75H106L107 73H104L103 71L102 72H99L98 71V69H96L98 66V61L96 62V64H95V62H93L92 60H91V58H93L92 56H96L95 58L98 60V57L100 56V52L101 51H103L104 49L103 48H105V47ZM142 46H144L145 47V49H147V50H144V47H142ZM152 46V47H151ZM154 46V47H153ZM167 46H170V47H167ZM175 46H177V47H175ZM178 46H180V47H178ZM27 47V48H28ZM67 47V48H66ZM149 47V48H148ZM150 47L152 48V49H156V53L154 54V52L155 51H151V55L152 56H150L149 57V53H150ZM165 47V48H164ZM172 47V48H171ZM173 47H175V48H173ZM183 47V48H184ZM217 48H215V49H219V47L218 46H216ZM50 48V49H49ZM143 48V50L141 51V49ZM64 49V50H63ZM98 49V50H97ZM100 49V50H99ZM154 49V50H155ZM163 50L164 52L163 53H161V54H163L164 56H162V58H160L159 56L161 55V54H159L160 52H157V50ZM175 49H177V50H175ZM60 50H63V51H60ZM86 50H87V52H86ZM94 50V51H93ZM161 50V51H162ZM217 50H215V52L217 51ZM25 51L28 53V51L29 50H26V48H25ZM48 51V52H47ZM59 51L61 52V53H59ZM99 51V52H98ZM117 51V50H116ZM115 50H114V52H116ZM141 51V52H140ZM147 51V52H146ZM177 51V52H176ZM94 52H95V54H94ZM98 52V53H97ZM114 52H112V54L111 55H109V56H106L107 58H106V60L107 61H112V57L111 56H114V58H113V60H118L117 58H115L116 57V55L118 54L117 52L116 53H114ZM138 52H140V53H138ZM144 52H146V53H148L147 55H146V53H145V55L143 54ZM87 53V54H86ZM91 53H92V56H91ZM166 53H167V55H166ZM179 53V54H178ZM62 54H63V57H62ZM98 54V55H97ZM116 54V55H115ZM159 54V55H158ZM85 55V56H84ZM87 55V56H86ZM90 55V56H89ZM119 55V54H118ZM133 55V56H132ZM156 56V58H159V59H155L154 58V56ZM62 57V60H61V57ZM89 56V57H88ZM127 56V57H126ZM137 56V57H136ZM149 57V58H146V57ZM15 57H16V55H15ZM20 57V56H19ZM34 57V58H33ZM77 57H78V59L79 58H82V59H80V60H78L77 59ZM86 57V58H85ZM111 59H110V58ZM117 57H119V56H117ZM132 57L134 58L135 57V60H133L132 59ZM141 57V58H140ZM166 57V58H165ZM56 58V59H55ZM58 58V59H57ZM88 58V59H87ZM100 58V57H99ZM140 60H139V59ZM146 61V63H148V65H146L145 66V69H147L148 70V68H149V73H150V76H149V73H148V75H147V77H148V79H146L145 78V73H142V70H140V69H142V66L140 65V67H139V62H138V60L139 61H141V60H143V59ZM174 58V59H173ZM46 61H44V60ZM63 59H66V60H63ZM71 59L73 60V61H71ZM110 59V60H109ZM136 59H138V60H136ZM147 59V60H146ZM151 59H153V60H151ZM171 59V58H170ZM40 60V61H41ZM67 60H68V63H67ZM85 60V61H84ZM86 60H87V63H86ZM89 60V61H88ZM130 60H131V62H130ZM133 60V61H132ZM150 60V61H149ZM215 62H214V61ZM47 61L50 63V64H52V65H50V66H52V67H50L49 66V64L47 63ZM56 61H57V63H56ZM60 61H62V62H64V63H61ZM136 61V62H135ZM174 61V62H173ZM212 63L210 62V65H214V63L215 64H217L216 63V61H218V59L217 58H213L212 60ZM220 61V60H219ZM68 64V65H66V63ZM71 62H73L72 63V66H71ZM132 62H134V63H132ZM41 63V62H40ZM48 65H47V64ZM84 63H86V64H84ZM130 63V64H129ZM131 63H132V66H130L131 65ZM135 63H137V64H135ZM45 64H46V66H49L50 68H48L49 69V71H51L50 72V74L49 75H47V77H45V80H46V82H43L45 85L44 86H42L43 85V83H42V81H40L41 79H43V78H41L42 77V75H43V70L44 69H46L45 67ZM61 64V65H60ZM62 64H64L63 66H64V68H61L62 67ZM162 64V65H163ZM186 64V63H185ZM20 65V63L18 64V66ZM54 65H56V68L54 69L53 67H54ZM59 65V66H58ZM118 65L119 64H117V68H118ZM155 65V64H154ZM12 66V68H14V69H11V70H14L13 72L15 73H13L12 71L10 72V70H7V69H2V68H0V70H2V72L0 71V74L2 75V74H7V72H8V74L9 73H13L12 75H14L13 77L14 78H12L11 79V77L10 76H8V75H4V77L2 76L1 78H3V80L5 79V81L8 79V77H9V80H7L6 82L5 81H2L1 80V82L0 83H5L6 85H8L9 87L11 86V85H13V86H11V88L12 87H14L15 88V84L17 85L18 83H17V75H18V77H19V68H18V66H17V64H15L14 65V63H13V65H11ZM16 66V67H15ZM41 66H44V67H41ZM66 66L67 67H69V69L68 68H66ZM76 66V67H75ZM80 66V67H79ZM138 66V67H137ZM264 66V65H263ZM262 66V67H263ZM57 67H58V69L59 68H61V70L59 69H57ZM71 67H74L73 69H75L74 70V73H73V71H71L72 70V68ZM81 67H83V69L81 68ZM137 68V69H134V68ZM166 66H162L161 68L163 69L164 68V72H163V70L160 68L159 69V73L161 74L160 76L162 77V79H165L167 76H169L170 74H172V70L173 71H175L176 70V72H178V71H180L181 70V68H182V66H180V67H178V69L176 68L175 70L174 69H172L171 71H169L170 69H168V68H170V67H168L167 66V68H165ZM4 68H5V66H4ZM44 68V69H43ZM131 68L133 69V70H131ZM255 68V70H257V67H254ZM17 69V70H16ZM34 69V70H33ZM36 69H39V71L38 70H36ZM66 69V70H65ZM86 69V70H85ZM128 69H130L129 71H128ZM262 68L261 67H258V70L260 71ZM36 70V71H35ZM55 71V73H57L56 75H57V78H55L56 77V75H55V73H54V71ZM57 70L59 71V72H57ZM65 70V71H64ZM76 70H82L81 72V75L79 74V72H77L76 73ZM136 70V71H135ZM166 70V71H165ZM257 70V71H258ZM36 73L37 72V74H33L34 72ZM41 71V72H40ZM61 71V72H60ZM66 71H67V73L70 75V76H68V74L66 73ZM86 71V72H85ZM131 71H132V73H134V74H132L131 73ZM200 71V70H199ZM243 71H245V70H243ZM18 74H17V73ZM71 72V73H70ZM88 72V73H87ZM128 72L130 73L129 75H127L128 74ZM140 73V75H139V73ZM158 72L156 73L157 74V76L155 75V73H153V77H158ZM162 72H163V75H162ZM242 72V71H241ZM241 72H238V74H237V76L239 75V76H241L242 74H244V73H241ZM54 75H52V74ZM60 73V74H59ZM240 73V74H239ZM10 74V75H11ZM17 74V75H16ZM61 74H63V75H61ZM73 74V75H72ZM74 74H76V75H79V76H77V77H75L76 78V82L78 83V80L80 81L79 83H78V86H77V83L74 81L75 79H72V76H74ZM87 74V75H86ZM105 74V75H104ZM146 74H147V72H146ZM100 75V76H99ZM135 75V77H137V78H139V79H136V78H134L133 76ZM137 75V76H136ZM141 75H143V76H141ZM61 76H63V77H61ZM65 76H67L68 77V79L66 80V78L67 77H65ZM139 76H141V77H139ZM165 76V77H164ZM49 77V78H48ZM59 77V78H58ZM64 77H65V79H64ZM105 77V78H104ZM106 77H108V79H106ZM120 77H121V79H120ZM133 77V78H132ZM164 77V78H163ZM235 77V78H234ZM259 76L257 75H253L251 78V80H252V82H254V83H261V79L260 78H258ZM31 78H33V80L31 79ZM49 79V83H48V79ZM55 78V81L56 82H53L54 80L53 79ZM71 80H70V79ZM74 78V77H73ZM88 78V79H87ZM111 78V79H110ZM132 78V80H130ZM140 78L142 79V80H140ZM144 78L146 79L145 81H144ZM234 78V79H233ZM14 79H16V82H14V81H12V80H14ZM52 79V80H51ZM91 79V80H90ZM92 79H94L95 81H92ZM123 79V80H122ZM125 79V80H124ZM155 79V78H154ZM263 79H264V76H263ZM11 80V81H10ZM25 80V81H26ZM29 80L31 81V82H29ZM91 82H90V81ZM97 80L99 81V80H101V81H99L100 83H98L97 84ZM103 80V81H102ZM120 82H119V81ZM133 80H135V81H133ZM138 80H140V81H143V82H138ZM255 80V81H254ZM51 81H52V83H54V84H51ZM61 81V82H60ZM122 81V82H121ZM12 82H14V83H12ZM62 82H64V83H62ZM69 84H68V83ZM73 82V84H72V86L73 87H71V84L70 83H72ZM92 83L93 85H95V86H91V84L90 85H88L87 86V84H89V83ZM105 82H107V83H105ZM117 82V83H116ZM195 82H197V81H195ZM230 82H231V85L235 82L236 83V76H231L230 77ZM36 83H37V85L39 84V83H42L41 84V86H42V88H41V86L40 85H38V86H40V89H42L41 91L43 92V93H41V92H39V94L38 93H36L37 91H40V89H39V87L38 86H35L36 85ZM67 83V84H66ZM119 83V84H118ZM177 83V84H176ZM198 84H199V82H197ZM48 86H47V85ZM56 84V85H55ZM62 86V88L59 86ZM64 84H66V85H64ZM74 84H76V86L74 85ZM118 84V85H117ZM19 85H21V84H18L17 85V87L19 86ZM64 85V86H63ZM113 87H112V86ZM116 85V86H115ZM175 85V86H174ZM180 86V85H183L182 83H179V82H177V81H173V83H170L166 88H168V90L171 92V89H174L176 86ZM200 85H202V83H200ZM259 85V84H258ZM50 86H51V88H50ZM54 86H56L55 87V92L53 91L54 90ZM94 87V88H97V90L96 89H94V88H92L93 89V92L92 93H90V90H89V94L87 93V87ZM111 86V87H110ZM143 88H142V87ZM169 86H171V88L169 87ZM172 86H174V87H172ZM8 87V88H9ZM21 86H19L18 88H20ZM33 89V88H35L36 87V89L38 88L39 90H36V89H31V88ZM44 87H45V89L46 90H51L52 89V91L54 92H52L51 93V91L49 92V93H46L47 91L44 89ZM63 91H61L59 88ZM99 87V88H98ZM109 87H110V89H109ZM200 87V89H202V92H203V88H201V86H199ZM199 87L197 88V90L193 93L194 94V96L193 95H191V98L192 97H194V98H192L193 100H191V103H192V101H195L194 99H197V98H195L196 96L198 97L199 96V93H202L201 92V90L199 89ZM56 88H57V91L59 92L58 94H56ZM70 88H72L73 89V91H75L76 93L74 94L73 93V91H72V89H70ZM77 88V89H76ZM158 89H156V91L157 92H159L160 91V87H157ZM59 89V90H58ZM72 91H70V90ZM75 89V90H74ZM80 89H78V90H80ZM143 89H144V91H143ZM147 89H150V88H147ZM67 90H69L68 91V93L70 92L71 94H68L67 93ZM109 92H108V91ZM141 91V92H138V91ZM98 91V92H97ZM104 91H106L105 93H104ZM132 91V92H131ZM133 91H135V94H134V92ZM148 91V90H147ZM156 91H154V93L156 92ZM169 91H167V96H164V99H163V102L164 103H162V104H160V105H162V110L163 111H165V109L169 106H167V104H165L166 103V101L165 100H169V99H171L172 97H173V95H171L172 93H169ZM198 91V92H197ZM46 94H45V93ZM62 93V95H65L66 96V98H64V96L62 97L61 96V98L59 97L60 95H61V93ZM80 92H81V90H80ZM98 94H97V93ZM144 92V93H143ZM156 92V93H157ZM197 92V93H196ZM79 93V94H78ZM84 93H86V95L84 94ZM94 93V94H93ZM98 95H96V94ZM139 93V94H138ZM140 93H141V95H140ZM168 93H169V95H171V96H168ZM42 94V95H41ZM43 94H45L44 96L46 97V95L47 94H52V96H53V98L52 99H49V98H51V97H46L45 98V100H46V102L45 101H42V104H44V105H42V104H38V103H41V99L42 100H44L43 99ZM68 94V95H67ZM92 94V95H91ZM100 94V95H99ZM153 94V93H152ZM260 94L261 95H263L262 97H261V100H263L262 98L264 97V94L262 93V92H260ZM49 95V96H50ZM58 95V97L60 98V100L58 99V98H56V96ZM69 95H71V98L69 97ZM109 95V96H108ZM135 95V96H134ZM260 95V96H261ZM85 98H87V100L86 99H83L84 97ZM103 96V97H102ZM203 96V95H202ZM38 97V98H37ZM42 97V98H41ZM70 98V100H69V98ZM89 97V98H88ZM97 97L99 98L98 100H97ZM109 97V98H108ZM168 97H170V98H168ZM201 97V96H200ZM207 97H209V96H207ZM41 98V99H40ZM65 99V101H63V102H61V99L62 100H64ZM96 98V99H95ZM101 98V99H100ZM167 98V99H166ZM199 98V97H198ZM38 99V100H37ZM49 99V100H48ZM53 99H58L57 101L56 100H54L53 101ZM68 99V100H67ZM94 99L95 100H97L96 102H94ZM106 99H109V101L111 100V99H113L112 101H108V100H106ZM200 99V98H199ZM208 99V101H205V104H203V105H206L207 107H208V109L210 110V114L211 115H213L214 113L216 114V113H219V112H217V111H219V109H217L219 106V104L217 105V102H215V101H213L212 102V100L211 99H209V98H207ZM206 99V100H207ZM259 101L257 102V101H255V102H257V103H254L255 105H253V106H246V108L249 110V112H248V110L247 109H245V111H246V115L243 113V115H245L246 117H244L243 115H242V117L241 116H239L240 118V122H242L243 120H245L243 123H244V126H241L242 124L239 122V124H236L235 125V123H238L237 121L235 122V120H239L238 118H235V120L233 121V119H229V116H228V113H225L226 111L228 112L229 111V108L228 107H226V106H222V109H223V112H221L220 114L222 115H220V114H216V115H214L215 116V119H217V118H219V120H220V118L221 119H223V117L225 116V114H226V116L225 117H227L229 120H232L234 123L232 124V125H234V126H236V127H242V128H244L245 130H247L248 129V126H249V128L251 127V125H252V122H258V120L256 119H253V118H257V116L256 115H260L261 114V112H259V110L261 109V110H263L262 108H260V106H261V101H260V99H258ZM40 101V102H39ZM51 101V102H50ZM61 103H63V104H61ZM68 101V102H67ZM109 103H108V102ZM30 103H31V100L29 101ZM50 102V103H49ZM54 102V104H52ZM56 102V103H55ZM58 102L60 103V104H58ZM65 102H67V104H65ZM99 102V103H98ZM46 103L48 104L47 106L48 107H51V108H49V109H46V108H48L47 106H46ZM98 103V104H97ZM111 103V104H110ZM168 103V102H167ZM65 104V105H64ZM164 104L166 105V107H164ZM189 104V103H188ZM214 104V105H213ZM216 104V105H215ZM257 104V105H256ZM49 105H51V106H49ZM53 105H55V106H53ZM57 105H58V107L59 108H57ZM60 105V106H59ZM67 105V106H66ZM68 105H70V106H68ZM63 106H64V108H63ZM99 106H100V108H99ZM104 106V107H103ZM113 106V107H112ZM210 106H212L211 108H213L214 109V111H213V109H211L210 108ZM257 107V109H258V111H257V109H256V107ZM66 107V108H65ZM92 109H91V108ZM115 107V108H114ZM215 107H217V108H215ZM226 107V108H225ZM250 109H249V108ZM54 108V109H53ZM55 108H56V110H55ZM112 108V109H111ZM118 108H120V112L118 111ZM122 108V109H121ZM227 109V110H225V109ZM254 108V109H253ZM24 108H22V110H23ZM38 109H41V110H38ZM45 109V110H44ZM117 109V110H116ZM168 109H171V108H168ZM190 109V108H189ZM215 109H216V111H215ZM30 110V111H29ZM31 110H32V112H35V113H32L31 112ZM35 110V111H34ZM37 110V111H36ZM52 110V111H51ZM101 110V112H100V114L102 115V121H105V120H108V122L110 123L109 125H108V127H105V128H102V129H100L99 130V132H97V131H93V124H94V122H96L95 121V118H96V116H95V114H96V112H99V111ZM225 110V111H224ZM24 111H25V109H24ZM83 111V110H82ZM90 111V112H89ZM92 111V112H91ZM116 111H118V112H116ZM250 111H253L252 113H257L255 116L252 114V113H250ZM110 112V113H109ZM112 112V113H111ZM114 112H115V114H114ZM19 113V112H18ZM24 113V112H23ZM26 113V112H25ZM24 113V114H25ZM32 113V114H31ZM79 113H80V111H79ZM117 113V114H116ZM164 113V112H163ZM225 113V114H224ZM249 113V114H248ZM10 114H12V112L10 111ZM41 114H42V116H41ZM110 114V115H109ZM113 114V116H111ZM129 114H135V117H136V121H135V123L133 122L134 121V119H128V118H126L127 117V115H129ZM19 115V116H20ZM32 115H35L36 116V120L32 117ZM46 115V117L44 118V116ZM91 115H92V117H91ZM137 115H138V117H140V118H137ZM157 115V114H156ZM155 115V116H156ZM211 115H208V117L206 116V117H204V116H200L198 119L200 120H206V118H207V120L209 119V116H211ZM219 115V116H218ZM251 115V116H250ZM258 115V117H260ZM34 116V117H35ZM82 116V115H81ZM86 116V115H85ZM84 115L82 116V118L83 117H85ZM120 116V117H119ZM10 117H14V116H10ZM9 116L8 117H5V120L8 118V120H11L12 121V118H10ZM40 117V118H39ZM112 117H113V119H112ZM124 117V118H123ZM153 118H154V116H152ZM224 117V118H225ZM10 118V119H9ZM23 118H21L20 117V121L18 120V121H16V120H14L16 123V125L15 126H13V124H14V121L11 123V121L10 122H8L7 120H6V122H5V120H4V118H3V120H0V121H3V122H0L1 124H3L4 123V125L6 124H8V123H11L12 125H11V128L10 129H15L14 127H18V128H16L17 129V131H14L13 130V132L15 133H13L14 135H12L11 137H9V138H7L6 136H4V137H6L7 139H9V140H7L6 138H5V140H7L8 142L7 143H4V142H6L4 139H3V141L1 142V143H4V145H3V147L0 145V152H1V155L2 154H4V155H2L3 156V158L4 159H6V154H5V152L7 153V155L9 154V156H7L8 157V159H9V157L10 156H12V157H16V156H18V155H21L22 157V159L23 160H29V159H33L34 157L35 158H38L39 160H41V159H45L46 157H48V156H45V153L48 155V154H50V153H52V151L51 150H46V149H41V148H38V150H37V153H38V156H37V153L36 152H34L33 153V151H32V149H28V148H26L28 145H31V146H34L35 147V145L36 144H34L33 145V143L35 142V140H31L29 143H27V144H23V145H15V143L18 141V140H20V138H21V136H20V138L18 137L19 135H24L26 132L22 129L23 128V126H21L22 124H18L17 122H19V123H22V121H24L23 123H25V120L23 119ZM29 118H30V120H29ZM38 118V119H37ZM109 118H111V119H109ZM128 119V121L129 120H131L134 124H132L133 125V127L135 128V129H133L131 132H133V133H130L129 132V134L128 133H126V135H124V134H122V130L120 129V127H119V125H118V123L116 122V120H123V119ZM133 118V117H132ZM160 118V117H159ZM159 118L158 117H155L154 119H155V121H156V123L158 124V125H161L160 124V120H159ZM227 118H225V119H227ZM34 119V120H33ZM41 119V120H40ZM116 119V120H115ZM224 119V120H225ZM243 119V120H242ZM253 119V120H252ZM32 120V121H31ZM44 120V121H43ZM114 120H115V122H114ZM118 120V121H119ZM189 119H187L186 118V121H188ZM218 119L216 120V122L217 121H219ZM112 123H111V122ZM220 121H222V120H220ZM38 122V123H37ZM131 122V123H132ZM183 122H185V121H183ZM256 122V123H257ZM35 123V124H34ZM37 123V124H36ZM98 123V122H97ZM99 123H100V121H99ZM247 124V128L245 127V125ZM40 125H42V123L40 124ZM112 125H113V127H112ZM115 125V126H114ZM184 124H182L181 125V127L183 126ZM19 126H21V127H19ZM129 126H131L130 125V122H129ZM139 126V127H138ZM185 127H187L186 126V124L184 125ZM10 126H9V124H8V127L6 128V126H5V128L6 129H8ZM132 127V128H133ZM159 128H157L156 130L158 131L159 129H160V127L161 126H158ZM235 127V128H236ZM21 128V129H20ZM108 128V129H107ZM139 128V129H138ZM20 129V130H19ZM66 129V128H65ZM238 129V130H237ZM252 129V128H251ZM21 130L23 131L22 132V134H21ZM106 130V131H105ZM140 130V131H139ZM142 130V131H141ZM230 130V132H228L229 133V135L231 134H236V132H231L232 130H234V129H229ZM239 131V128H236L235 129V131ZM249 130V129H248ZM247 130V132H246V134L249 132ZM20 133H19V132ZM27 131H32V130H27ZM104 132V133H101V132ZM113 131V132H112ZM136 131V132H135ZM241 131V130H240ZM252 132H253V130H251ZM250 131V134H252V132ZM17 132V133H16ZM112 132V133H111ZM19 133V134H18ZM100 133V134H99ZM136 133H137V135H136ZM262 133V132H261ZM259 133V134H256V133H254L255 134V137H256V141H255V137H253L252 138V136L251 135H249V137L247 138V140H248V144H247V141H246V144H245V141L243 142L244 143V146H243V149L241 150L242 151V155H241V157L242 158H244V163H242V164H244L245 166L247 165V166H249V160H247V159H249V156H253V158H255V159H253V160H256V161H260V163L262 162V163H264V161H262V159L264 158V135H262V134H264V133ZM18 134V136H17V138H16V135ZM27 134H28V132H27ZM26 134V135H27ZM91 134V135H90ZM103 134H104V136H103ZM158 134V133H157ZM249 134V133H248ZM254 134H252L253 136H254ZM8 135V134H7ZM123 135H124V137L125 138H123ZM134 135V136H133ZM228 135V134H227ZM259 135H261V136H259ZM73 136V135H72ZM127 136V137H126ZM133 136V137H132ZM259 136V140L257 139V137ZM97 137V138H96ZM100 139H99V138ZM134 137H136V138H134ZM230 136H228L225 140H224V143L225 144H227V143H230L231 141H233V139L234 140H236V142L234 141V144H239V146L241 147V144H242V140H241V138L239 139V136H237V138H230L231 139V141H230V139H228ZM236 137V136H235ZM261 137H263V138H261ZM12 138V139H11ZM13 138H15L14 139V142H13V144L12 143H10V142H12V140H13ZM118 138V139H117ZM252 138V139H251ZM16 139H18L16 142H15V140ZM102 139V140H101ZM117 139V140H116ZM143 139V137H140V140L139 141H137L136 142V145L133 147V148H135V149H133V148H131V150L134 152V154L133 155H131V157H132V159H131V161H132V163L134 162H136L135 164H139L140 163V165L142 164V163H144V162H147L148 160H149V157H151L150 159H153L152 158V155H151V153H153V152H151V153H149L148 154V152H147V148L148 147H141V146H143L144 145V143H147V140L146 141H144V139ZM148 139V141H149V137L147 138ZM228 139V140H227ZM240 141H239V140ZM263 141H262V140ZM11 140V141H10ZM41 140H43L41 137L39 138V140H37V141H41ZM75 140V141H74ZM125 141V142H121V141ZM238 140V141H237ZM254 141V143H252V141ZM142 141V142H141ZM229 141V142H228ZM104 142V143H103ZM141 142V143H140ZM144 142V143H143ZM250 142V143H249ZM0 143V144H1ZM103 143V144H102ZM123 145H122V144ZM252 143V144H251ZM96 144V145H95ZM101 144V145H100ZM142 144V145H141ZM251 144V145H250ZM257 144V145H256ZM122 145V146H121ZM243 145V144H242ZM102 146V147H101ZM138 146V147H137ZM140 146V147H139ZM257 146H259L258 148H257ZM22 147V148H21ZM249 147V148H248ZM102 148V149H101ZM137 148V149H136ZM142 148V149H141ZM242 148V147H241ZM1 149H3L4 151H2ZM104 149V150H103ZM109 149V150H108ZM254 149H256V150H254ZM103 150V151H102ZM247 150V151H246ZM105 151V153H103ZM116 151V152H115ZM140 151V152H139ZM144 151V152H143ZM155 151V150H154ZM240 151V152H241ZM3 152V153H2ZM66 152V151H65ZM113 152H115L114 153V155H113ZM123 152V153H122ZM137 154H136V153ZM246 152V153H245ZM255 152H256V154H255ZM66 153H68V152H66ZM98 153V154H97ZM121 153V154H120ZM143 153V154H142ZM259 153V154H258ZM40 154V155H39ZM101 154V155H100ZM118 154V156H116ZM142 154V155H141ZM159 153L157 152V154L156 155H153L154 157L155 156H157V158H158V156H160V154L158 155ZM241 154V153H240ZM250 154V155H249ZM98 155H100V156H98ZM141 155V156H140ZM144 155V156H143ZM149 155V156H148ZM191 154L189 153L188 154V158L187 159H189V156H190ZM44 156V157H43ZM55 157H58L59 158V156L58 155H54ZM54 156L53 157H50V159L49 160H46V162H48V161H50V160H53L54 159ZM116 156V157H115ZM143 156V157H142ZM192 156V155H191ZM258 156V157H257ZM263 156V157H262ZM33 157V158H32ZM105 157V158H104ZM111 157V158H110ZM114 157V158H113ZM161 157V156H160ZM193 157H196V158H198L196 155H193ZM111 159V160H109V159ZM135 158L137 159L138 158V160H135ZM145 158V159H144ZM146 158H148V160L146 159ZM191 158V157H190ZM247 158V159H246ZM55 159H57V158H55ZM102 160H103V162H102ZM142 160H143V162H142ZM155 160V159H154ZM157 160V159H156ZM192 160V159H191ZM197 160L199 161V159H193V161L194 162H197ZM246 160V161H245ZM6 161H7V159H6ZM64 161V160H63ZM73 161V160H72ZM86 161V160H85ZM98 161V160H97ZM130 161V162H131ZM151 160H149V162H150ZM209 162L211 161V160H208ZM45 162V160H44V163H46ZM75 162V161H74ZM77 162V161H76ZM154 162V161H153ZM194 162L192 163V161H191V165L192 166H194L195 165V167H197L196 166V164H198V167L196 168V171L194 170V172H196V173H194L195 175H198L199 176V178H198V176L196 177L194 174H192V172H190L189 174H187L188 176L186 177V176H184L181 180H179L178 178H176L175 180H173V178L171 179L173 182H174V184H179V183H182L183 185H184V187H175V189L174 190H172V191H169V192H164V193H162V194H160V195H158V198L157 199H150V200H148V201H144V202H142L141 204H140V210H138L137 211V216H138V212L140 211L141 212V207H144V211H145V214H144V212H143V217L141 218V220L139 221V227L138 226H129V225H127V223H125L126 221H124V222H122V223H120L119 225L118 224H116L117 226V229H116V232H115V237H114V239H112L111 240V242L112 243H100V244H104V245H93V246H91L92 247V249H91V247H89L88 249H86V248H84L83 249V251H81V252H76V253H74L76 250L75 249H73V248H71L70 247V244L68 243V241L67 240H65L64 241V243L62 244V250L63 251H65V252H63L61 255H60V257L61 258H59L61 261H63V263L62 264H264V192H263V190H264V187H260V185L259 184H256V182H254L252 179V177H251V179H250V176H248V174H253V172L254 171H252V170H244L245 172H242L243 174H240V172H241V166H239V165H235V164H229L228 166L226 165V167L224 168V170L221 172V173H219V175H218V173L216 172V173H214V168H215V166H211L212 168H209V166H206V169H203V168H201L202 166H200L199 165V163L197 162L196 164H194ZM66 163V162H65ZM175 163V161L173 162V164ZM184 163H185V161H184ZM212 163V161L210 162V164ZM51 164H54V163H51V162H49L48 163V165H50V166H52ZM98 164H99V162H98ZM176 164V163H175ZM175 164L173 165V166H175ZM3 165H5L4 163H3ZM46 165V164H45ZM178 165V164H177ZM233 165H234V167H233ZM243 165V166H244ZM2 166V164L0 165V167ZM25 166V165H24ZM47 166V165H46ZM169 166V165H168ZM168 166H165V167H168ZM163 168H164V166H162ZM162 167H161V169H160V171L162 170V171H164L165 170V168L164 169H162ZM237 167H239V168H237ZM177 168V167H176ZM199 168H200V171H197V170H199ZM226 169V170H225ZM65 169H62V170H59V172H58V177H56L55 179L57 180V182L58 183H60L63 179H64V177L63 176H65V175H67V171H66V173H65V171H64ZM69 170H71V169H69ZM166 170H167V168H166ZM205 170H206V173H205ZM211 170V171H210ZM237 170V171H236ZM157 171H159V169L157 170ZM159 171V172H160ZM161 171V172H162ZM204 171V172H203ZM0 172H2V171H0ZM197 172H201L202 173V175H199V173L197 174ZM213 174H212V173ZM228 172V173H227ZM238 172V173H237ZM247 172H248V174H247ZM65 173V174H64ZM72 173H74V171L73 172H71L70 174H68V175H71ZM232 173V174H231ZM28 174V172H26V171H21V175H22V177H23V180H29V176L27 175ZM61 174V175H60ZM112 174H114V173H112ZM191 174V175H190ZM238 174H240V175H238ZM67 175V177H69ZM111 175V174H110ZM150 175H152V172L151 173H149V175H146L147 176V178H149L150 177ZM63 177V178H60V177ZM115 176V175H114ZM154 176V175H153ZM191 176V177H190ZM194 176V177H193ZM202 176V177H201ZM222 176V177H221ZM232 176V177H231ZM245 176V177H244ZM27 177V178H26ZM186 177V178H185ZM195 179H193V178ZM224 177V178H223ZM61 180H59V179ZM121 178H122V176H118L117 177V175H116V177H108L107 179V181H105L104 183H102L99 187H101L99 190H101L100 192H98V193H106V192H110L111 190L108 188V186L109 185H111L112 184V182H113V185H112V189H116V190H121L122 188H124L125 186L124 185H128L127 183H135V179H132L131 178V180L130 181H127V183H123V181L121 180ZM155 178H160L159 176L158 177H155ZM162 178V177H161ZM168 178V177H167ZM167 178L166 179H164L165 181L167 180ZM171 178V177H170ZM170 178H168V180L169 181H171L170 180ZM185 178V179H184ZM188 178L190 179V182H189V180H188ZM262 178V177H261ZM1 179H3V177L1 178ZM199 179V180H198ZM205 179V180H204ZM211 179V180H210ZM167 180V181H168ZM178 180V181H177ZM188 180V181H187ZM197 180H198V183L199 184H197ZM209 182H208V181ZM238 180V181H237ZM60 181V182H59ZM185 181V182H184ZM195 181V182H194ZM199 181H201V182H199ZM251 181V182H250ZM172 182V183H173ZM179 182V183H178ZM193 182V183H192ZM203 182H204V184H203ZM207 184H209V183H211V184H209L210 186H211V190H209L208 192H205V193H215L216 195H212L211 197H202V196H199L198 194L200 193V192H198V189L199 188H197L198 186L199 187H201V188H203V187H206V186H209V185H207ZM188 183V184H187ZM196 183V184H195ZM254 183V184H253ZM190 184V185H189ZM206 184V185H205ZM197 185V186H196ZM256 185V186H255ZM196 186V187H195ZM215 186V187H214ZM258 186V187H257ZM190 187V188H189ZM213 187V188H212ZM220 188V191H219V193H217V190ZM184 189V190H183ZM187 189V190H186ZM215 189V190H214ZM259 189H261V190H259ZM119 190V191H120ZM125 190H126V188H125ZM179 190V191H178ZM185 190H186V194H185ZM178 192V193H177ZM195 192H197V193H195ZM185 194V195H184ZM196 197H195V196ZM138 197V195L135 197V198H133V199H136ZM10 197H9V195L8 196H6V194H5V199L3 200L4 201V203L9 199ZM164 199V201H161V202H164V203H160L159 201H160V199ZM209 198H211V199H209ZM179 200V201H178ZM3 201H2V203H3ZM155 201H156V203H155ZM159 202V203H158ZM3 203V204H4ZM155 203V204H154ZM2 204V205H3ZM138 207H136V209H137ZM147 212V213H146ZM103 213V219H105V218H107L108 220H110V218H111V214L110 213H112V210L110 209V210H108V211H106L105 213L104 212H102ZM122 217H128V218H130V217H132V216H129V214L127 215L126 213H121V216H120V218H122ZM5 222L6 221H2L1 223H3V224H5ZM89 222V221H88ZM117 222V221H116ZM1 223H0V227H1ZM118 223V222H117ZM87 224V225H86ZM94 226H96L95 224H97L98 225V222H93V221H90L89 223H85L84 225L86 226V228L88 229L89 227L91 228L93 225ZM90 225V226H89ZM138 227V228H137ZM43 229L42 230H45L44 229V227H42ZM85 228V227H84ZM66 234L64 235V236H67V235H73V236H75V237H77V235H75L74 234V232H72L71 234H69L70 232H65ZM88 233V232H87ZM87 233H85V235L86 236H88V234ZM90 233V232H89ZM92 233H94V232H92L91 231V234L88 236V238H89V240L88 241H90V239L92 240V239H94V238H101L102 239V237H101V235H97V236H95V237H93L94 235L92 234ZM44 234V233H43ZM64 234V233H63ZM97 234V233H96ZM91 235H93V236H91ZM100 236V237H99ZM103 236V235H102ZM59 237H61V236H59ZM66 238H68V237H66ZM80 238L78 237V239H74V240H79ZM69 240V239H68ZM72 240V239H71ZM114 241V242H113ZM81 242V241H80ZM117 245H116V244ZM110 245V247H109V245ZM113 245H114V247H113ZM19 247H15V248H12V249H9V250H7V251H3V252H8V251H10V250H14V249H18ZM20 248H23V249H21V250H29L28 252V255H31V256H29L31 259H30V261L33 259V257H34V254H32V253H42V250L40 249V250H38L37 249V247L35 246H27L26 244L25 245H23V247H20ZM73 249V250H72ZM95 249V250H94ZM3 252H1V253H3ZM73 252V253H72ZM25 253V252H24ZM82 253V254H81ZM8 254V253H7ZM17 255V254H16ZM16 255H14V256H16ZM41 255H44V254H41ZM19 257V258H18ZM35 258H36V256H35ZM6 259L8 260V259H11V257L9 256V255H6ZM17 260H20V261H17ZM24 260V257L23 256H17L16 257V261L18 262L17 264H28V262H24L23 261ZM35 260V259H34ZM38 260H42L40 263H36V264H55V263H57V260L56 259H48V257H47V259H41V258H38ZM48 260V261H47ZM11 261V260H10ZM16 261H15V263H16Z\"/></svg>",
    "mask_w": 264,
    "mask_h": 264
}]
</instances>
